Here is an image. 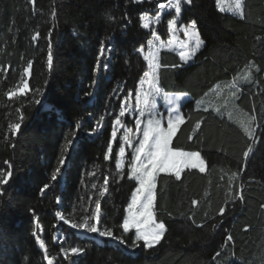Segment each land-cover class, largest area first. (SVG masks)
<instances>
[{
  "label": "trees",
  "instance_id": "trees-1",
  "mask_svg": "<svg viewBox=\"0 0 264 264\" xmlns=\"http://www.w3.org/2000/svg\"><path fill=\"white\" fill-rule=\"evenodd\" d=\"M151 6L135 0H0V173H13L0 185V264H25V257L27 264H46L33 232L41 233L55 264H264V0H242L243 19L222 12L217 0H192L182 7L179 25L195 20L203 47L192 64L178 68L171 67L181 63L177 55L161 52L160 63L169 67L158 70L159 87L164 94L189 96L172 146L199 151L206 171L186 169L180 180L159 174L155 215L166 231L153 248L139 241L133 249L135 230L118 227L137 185L127 175L131 151L122 177L116 168L121 140L112 142L111 131L120 104L129 91L135 95L147 70L137 50L152 37L140 20ZM170 19L164 17L155 30L163 41ZM102 42L106 54L97 63ZM29 61V90L9 99ZM101 116L102 126L96 123ZM122 121L135 129L134 120ZM15 123L21 127L14 135ZM245 125L255 129L254 138ZM110 142L113 151L105 160ZM248 146L253 150L245 161ZM62 156L67 165L53 181ZM105 178L102 223L126 243L99 244L66 225L58 230L56 213L69 224L80 222ZM45 184L49 188L41 194ZM241 186L244 200L232 203ZM56 232L62 244L54 241ZM72 247L83 252L64 258L62 250Z\"/></svg>",
  "mask_w": 264,
  "mask_h": 264
},
{
  "label": "snow or ice",
  "instance_id": "snow-or-ice-1",
  "mask_svg": "<svg viewBox=\"0 0 264 264\" xmlns=\"http://www.w3.org/2000/svg\"><path fill=\"white\" fill-rule=\"evenodd\" d=\"M139 3L140 0H137ZM185 4H191L192 0H183ZM29 3L34 4L35 0H29ZM181 3L182 0H168V4L163 3L158 5V8L163 10L166 7L174 8L176 17H179L181 13ZM218 5L221 3V0H217ZM221 11L224 9L221 8ZM229 11H234L243 19L244 14L242 10V0H235L234 7H229ZM55 16V12H53ZM142 26L144 29H148L150 24L153 22L158 23L160 21V16L157 15L154 20L149 19L147 14H142L140 16ZM176 18L168 20V30L169 32L175 33ZM184 35L188 38L186 41L179 42V59L180 64L171 65L172 68H178L185 64H188L200 50L203 45V40L200 38L196 21L193 20L190 24L183 28ZM37 35H39L37 33ZM51 30L49 31L48 38V55H47V66L49 69L53 65V55L51 52ZM153 39L148 40L147 47L148 51L145 53L144 48L141 47L137 51L143 54V58L147 61L148 70L143 71V76L140 78V90L136 92L135 100L136 104L133 107L128 101L132 98L133 92L129 91L125 100L120 104L119 115L116 118L111 131L112 142L117 140V130L119 127L124 128L123 135L121 137L120 146L118 149V158L116 160V168L120 171L121 177L123 176V158L126 153V147L131 149V161L128 168V178L130 180L136 181V187L131 193L130 201L127 204L125 209L126 215L123 218L122 224L118 227L123 229L124 233H128L135 230V238L132 241L131 247L137 248L140 245L137 243L143 241L145 248H153L155 245L159 244L162 238L164 237L166 227L163 222H157L155 215L156 208V189H157V177L160 173H167L173 175L176 180L181 179V173L185 169H198L199 172L204 173L206 171V161L201 156L199 151L186 152L175 148L172 146L173 138L176 136L179 131L180 125L185 122V117L180 114V112L174 107L180 100L181 96H164L166 104L169 106L167 108V114L163 115L157 110L156 97L161 95V88L159 87V74L158 70L163 68H168V65H162L160 63V49L165 47L164 42L160 41V37L155 30L151 33ZM36 39V36L33 37V40ZM175 43V36L173 39L168 41V46H171ZM106 54L105 45L102 42L100 44L99 53L97 56V63H99L100 57ZM32 68V63L29 61L27 68H25V73H29V70ZM95 84V81H93ZM148 85V89H144V85ZM230 87L235 88L236 85L233 83ZM29 90V84L27 80L23 82V86L19 88V93L24 95ZM39 92V89L36 90ZM235 92L232 93L235 96ZM9 99L16 95L15 91H9L7 93ZM85 95H90L86 93ZM36 104H40L39 99H35ZM199 104V101L196 102ZM19 111V109H17ZM207 111V109H205ZM129 115L135 114V136L133 134L132 127H126L122 124L121 118L125 117V114ZM24 119L21 114L20 120ZM104 117L101 116L100 120L97 121V125L102 126L101 122ZM251 120H256L255 116L251 117ZM166 121V127L164 126ZM244 124V122H242ZM200 125L197 124V127ZM13 130V134L19 131L21 124L15 123L10 125ZM95 131V129H93ZM245 131L249 138L255 137V129L249 130V126L245 125ZM136 139L135 146L133 145V139ZM191 139V137H189ZM110 142L107 147V153L104 156L105 160L111 158L113 151V143ZM69 145L73 144V140L69 139L67 141ZM252 147L248 146L247 150L243 152V157L245 161L249 157V154L252 152ZM65 152L68 151L66 147ZM67 157L62 156L59 160V165L56 167L55 172L52 174L51 179L56 181L58 174L61 173V168L65 165ZM7 163V162H6ZM243 169H241L242 171ZM11 170L6 174L0 173V185L7 184L9 178L12 176ZM233 176H236V173H233ZM108 180L105 178L104 186L99 190L98 198L94 201L89 197L91 204H94V207L83 208L81 220L78 223H71V228L75 230H83L85 234H98L102 238H111L113 241L118 242L121 245L126 243L125 239L120 236H115L111 228L103 226L102 223V207L101 199L108 192ZM93 188H96V185H92ZM49 188L48 184H45L40 192L43 194ZM2 190H0V195H2ZM244 194L241 186V190L236 191L231 196L232 203L237 201H243ZM59 203V198H57ZM197 201L193 200L192 204L195 205ZM226 205L221 206L218 210V215L223 217L226 213ZM264 208V205H261ZM56 216L62 220L65 224H68L69 221L58 211ZM203 225H198L202 227ZM39 228V225H37ZM32 235L37 236L36 232H33ZM39 239V237H37ZM232 236L227 237V241H231ZM226 241V242H227ZM40 248H44L43 241L39 244ZM71 253L76 255L83 252L82 248L72 247L70 249ZM220 253L217 252L216 256H219ZM44 259L47 261V264H53V261L49 259L47 251H45ZM215 259V257H214ZM25 264H27V257L24 258Z\"/></svg>",
  "mask_w": 264,
  "mask_h": 264
},
{
  "label": "rangeland",
  "instance_id": "rangeland-1",
  "mask_svg": "<svg viewBox=\"0 0 264 264\" xmlns=\"http://www.w3.org/2000/svg\"><path fill=\"white\" fill-rule=\"evenodd\" d=\"M135 2L138 3L137 0H135ZM161 3L167 5V4H168V0H140V2L138 3V4L149 5V6L153 5V6H151V8H149V10H148L146 13H144V14H147V16L149 17V19L154 20V18H155L157 15L160 16V21H159L158 23H156V22L151 23V24H150V27H149L148 29H146V30H148V31L156 30L158 24L162 21V19H163L164 17H172V19L175 17V18H176L175 33L173 34L172 32H169V30H168V34H169V38H168V40H167V41H163V40L160 38V41L164 42V44H165V47L161 48V49H160V52H161L162 50H164V49H168V50H171V51H179V50H181V49L179 48V42H180V41H186V40H187V39H186L187 37L185 38V40H183V39H182V36H179V35L181 34L180 30H182V27H183V26H186V27L188 26V25H179L180 17H181V13H182V7L185 5V3H184L183 0H182V3H181V13H180L179 17H176L175 9H174V8H168V7H166V8L163 9V10L159 9V8H158V5L161 4ZM234 5H235V0H221V3L218 5V7H219V9H221V8L224 9L222 12H227V13H231V14H237V13L234 12V11H229V7H234ZM237 15H238V14H237ZM173 35L175 36V43H174V44L171 46V48H170V47L168 46V41L173 39ZM159 37H160V36H159ZM151 39H153V37H151ZM147 51H148V47L146 46V47L144 48V52L146 53ZM139 53H140V52H139ZM140 55L143 57V54H142V53H140ZM143 59H144V58H143ZM144 61H145V60H144ZM145 62H146V64H147V61H145ZM147 70H148V66H147ZM27 74H28V75H27ZM28 77H29V73H25V72H24L22 80L19 82V84H18V85L16 86V88L14 89V91L16 92V95H21V94L19 93V88L23 86V82H24L25 80L28 81ZM143 87H144L145 90L148 89V85H147V84H145ZM139 90H140V84L138 85V89H137V91H139ZM137 91H136V92H137ZM135 95H136V93H135ZM135 95H133L132 98L128 101L133 107H134L135 104H136ZM166 95H167V96H181V100H180V102H178V103L174 106V107L180 112V108H181V106H182V105H181L182 96H184L185 94H165V95H164V94L161 92V95L156 97L157 110H158L161 114H163V115H166V114H167V108H168L169 106L166 104V102H165V100H164V96H166ZM180 114H181V113H180ZM125 117L128 118L129 120H134V121H135V114H133V115H129L128 113H126V114H125ZM125 117H122V118H121V122H122V124H123L124 126L128 127V125H127V124H124L123 121H122V119L125 118ZM164 126L166 127V121H165ZM123 131H124V128H122V127H119L118 130H117V138H120V140H121V137H122V135H123ZM133 134H134V136H135V129L133 130ZM135 144H136V139L134 138V139H133V145L135 146ZM125 147H126V153H125V156H124V158H123V168H124V164H125V162H126V154H127V152L131 151V149H129L127 146H125ZM74 148H75V145L72 147V150H73ZM66 165H67V161L65 162V165H64V166L66 167ZM185 170H186V169H185ZM185 170H184V171H185ZM194 170H198V169H194ZM198 171H199V170H198ZM160 174H167V173H160ZM181 174H182V173H181ZM169 175H170V174H169ZM57 220H58V226H57L58 230L61 229L62 225H66V226H68L71 230H73V231H74L79 237H83V238L91 239V240H93V241H96V242L99 243V244H102V243H104V242H112V243H116V242L113 241L111 238H102V237H99L98 234H85V233L83 232V230H75V229H72V228H71V224H69V223H68V224H65V223H64L62 220H60L58 217H57ZM157 222H158V221H157ZM40 234H41V233L39 232L38 235H37V236L39 237V239H37V245H38V247H39L40 242L42 241V240H41V237H40V236H41ZM54 241L56 242V244H62L63 237H62V234H61L60 232H56V233H55V235H54ZM39 248H40V247H39ZM40 250L45 254V251H46L45 248H40ZM61 254H62V256H63L64 258L78 257V256L81 255V253L74 255V254L71 253L70 250H62ZM49 259H51V260L53 261V264H55L54 259H52V258H50V257H49ZM45 262H46V264H47V261H46V260H45Z\"/></svg>",
  "mask_w": 264,
  "mask_h": 264
},
{
  "label": "crops",
  "instance_id": "crops-1",
  "mask_svg": "<svg viewBox=\"0 0 264 264\" xmlns=\"http://www.w3.org/2000/svg\"><path fill=\"white\" fill-rule=\"evenodd\" d=\"M186 26H183L182 27V30H180V32H181V34L179 35V36H182V39L183 40H185V38H186V36L184 35V32H183V28H185ZM186 39H188V38H186ZM202 47H203V45H202ZM202 47L200 48V50L202 49ZM199 50V51H200ZM180 51V50H179ZM179 51H171V50H168V49H164V50H162L161 52H172V53H174L175 55H177L178 56V58H179ZM198 51V52H199ZM160 52V53H161ZM197 52V53H198ZM195 58V57H194ZM194 58L188 63V64H185V65H190V64H192L193 62H194ZM164 94V93H163ZM165 95V94H164ZM189 99V96L188 95H184V96H182V101H181V105L185 102V101H187ZM180 102V101H179ZM134 230V229H133Z\"/></svg>",
  "mask_w": 264,
  "mask_h": 264
},
{
  "label": "bare ground",
  "instance_id": "bare-ground-1",
  "mask_svg": "<svg viewBox=\"0 0 264 264\" xmlns=\"http://www.w3.org/2000/svg\"><path fill=\"white\" fill-rule=\"evenodd\" d=\"M28 75V74H27Z\"/></svg>",
  "mask_w": 264,
  "mask_h": 264
}]
</instances>
